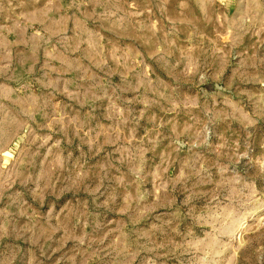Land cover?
Returning a JSON list of instances; mask_svg holds the SVG:
<instances>
[{
	"label": "rangeland",
	"instance_id": "rangeland-1",
	"mask_svg": "<svg viewBox=\"0 0 264 264\" xmlns=\"http://www.w3.org/2000/svg\"><path fill=\"white\" fill-rule=\"evenodd\" d=\"M0 83V264H264V0H0Z\"/></svg>",
	"mask_w": 264,
	"mask_h": 264
},
{
	"label": "crops",
	"instance_id": "crops-1",
	"mask_svg": "<svg viewBox=\"0 0 264 264\" xmlns=\"http://www.w3.org/2000/svg\"><path fill=\"white\" fill-rule=\"evenodd\" d=\"M15 85L16 84L12 83H0V87L3 86V88L0 89V93L2 92L0 95L2 96L1 102L2 105L6 106L5 110L13 114L14 111H18L19 108L25 113H34L35 111H37V99H35V97L37 98V95H27L25 92V94L19 97L16 93L17 89L15 88ZM3 92H5L6 95H4ZM17 96L20 104L16 103Z\"/></svg>",
	"mask_w": 264,
	"mask_h": 264
}]
</instances>
